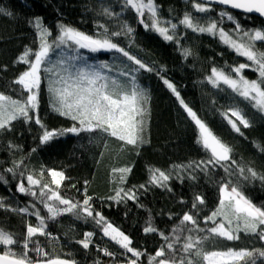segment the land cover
Returning <instances> with one entry per match:
<instances>
[{
    "label": "trees",
    "instance_id": "16d2710c",
    "mask_svg": "<svg viewBox=\"0 0 264 264\" xmlns=\"http://www.w3.org/2000/svg\"><path fill=\"white\" fill-rule=\"evenodd\" d=\"M194 2L201 3L197 0H155L161 20L178 24L176 35L179 43H176L164 40L151 29H145L134 11L128 10L118 18L102 15L105 0H0V7L12 13L10 16L0 14V67L7 66L6 71H0V92L5 95L20 98V86L12 81L27 65L13 62L26 46L33 50L38 48L37 32L30 23L35 17L42 18L43 24L51 29L53 36L57 33L56 25L61 22L94 35L101 31L97 27L98 23L106 25L110 31H115L119 30V24L127 21L134 32L131 36L116 37L114 42L153 69H141L135 73L137 83L149 97V114L144 132L146 142L141 145H126L117 138L98 131L68 133L42 144L40 126L34 121L25 122L22 118L13 121L10 130L0 131V174L7 181H0V197L4 198L6 206H27L30 212L33 211L31 204L35 203L41 215L46 218V231L51 233V237L38 235L34 239L50 254L74 259L77 264H96V261L100 264L125 262L124 255H121L123 250L103 236L92 218L77 219L72 214L65 213L55 220H47V211L43 204L30 195L17 192L16 185L21 179H24L27 186L26 176L32 174L40 178L42 170V182L49 183L53 189L57 186L51 184L48 169L64 172L67 178L58 188L63 198L82 202L85 195L92 197L90 203L94 212L102 213L108 221L131 238L132 247L145 252L140 257L139 264H148V256L154 255L165 244L158 233L143 231L147 226L146 222L150 220L159 232L171 238L173 228L180 225L185 212L192 210L193 197L199 194L205 203L192 211L198 213L197 219L201 228L211 227V223H204V217L217 207L219 185L222 181L230 180L238 184L254 204L264 205V181H244L235 171L236 165L232 166V175L226 174L220 166H210L207 173L195 169L194 166L187 167L192 162L206 161L210 154L197 143L196 125L164 80L173 83L185 103L224 143L232 147V158L237 165L252 167L257 173L264 175V151L256 146L259 144L264 147V113L253 108L227 85L221 83L219 87H214L207 79L214 67L230 72L231 68L249 62L223 44L218 35L193 32L178 23L185 12L191 13L202 25H206L209 20L219 23V14L222 11L232 14L244 29L264 28V21L249 14L207 4L210 11L199 13L193 8ZM116 3L117 0H111L108 5L112 11L118 13ZM220 26L226 31L235 28V24L226 17ZM256 48L264 51V43L257 42ZM184 49H188L191 54L185 57ZM81 52L88 57L89 63L107 62L112 65L109 75H118L125 66L138 67L119 53H93L83 49ZM52 59L55 60L56 56L53 55ZM242 74L249 80L259 77L254 68H245ZM119 78L127 79L123 76ZM229 108H239L249 120L250 127L241 126L243 136L231 128L223 115ZM39 115L49 129L68 128L75 123L52 110L46 79L41 85ZM10 144L15 147H10ZM21 160L23 164L15 170V177L13 173L5 171L14 167V161ZM180 165L185 167H177ZM121 168H131V172L125 174L126 179L123 182L120 180L121 173L113 172V169ZM156 168L171 176L167 188L149 183L150 169ZM190 174L196 179H190ZM140 185H145V188H140ZM120 188H134L137 199L119 202L109 199ZM29 223L35 226L38 223L36 216L0 208V228L12 233L14 239L23 240L26 225ZM85 232L95 233L92 237L93 243L88 249L76 242L83 239ZM187 235V231L181 233L182 238ZM192 235L202 236L206 233L193 232ZM182 242L183 239L181 244ZM181 244L176 247L179 249ZM97 246L106 247L116 255L106 256ZM204 247L206 250L264 249V241L255 235L242 232L239 240L210 239L205 241ZM12 250L20 252L22 247L14 245ZM29 255L34 260L37 259L34 252L30 251ZM179 255L177 252V256ZM130 256L131 253H128L127 258ZM257 264H262V261L258 259Z\"/></svg>",
    "mask_w": 264,
    "mask_h": 264
},
{
    "label": "snow or ice",
    "instance_id": "6c2138e0",
    "mask_svg": "<svg viewBox=\"0 0 264 264\" xmlns=\"http://www.w3.org/2000/svg\"><path fill=\"white\" fill-rule=\"evenodd\" d=\"M211 2V0H206ZM215 2L227 5L232 9L242 10L246 14H259L264 17V0H215ZM193 8L199 13H207L210 7L205 2L193 3ZM134 11L139 23L145 29H151L159 33L164 40L179 43L176 35L177 23L162 21L159 16V8L155 0H123L120 13L112 11L108 7L102 8L101 14L109 18H118L124 12ZM0 14L12 15L10 11L0 7ZM221 21L209 20L206 25L200 24L198 19L193 18L191 13L185 12L182 19L178 21L193 32L209 33L218 35L220 41L234 50L238 55L243 56L249 63H241L231 68L230 72L223 69L213 68L211 75L207 77L214 87H219L221 83L227 85L234 93L238 94L245 101H248L257 111L264 113V51L256 48L257 42L264 43V28L244 29L240 22L228 11H222ZM235 24V28L226 31L220 26L223 18ZM36 29L39 45L36 50L25 47L22 54L13 62L22 63L27 68L21 72L13 81V84L20 86V98H13L0 92V131L10 130L12 122L23 119L25 122L34 121L42 129L40 142L48 143L53 139L68 133L79 134L80 132H100L115 137L126 145L138 146L146 142L144 132L146 129V118L149 114V97L144 89L137 83L135 73L141 69L152 71L147 64L143 63L136 56L114 42V38L122 35L131 36L134 29L123 21L118 25L119 30L110 31L104 24H97L98 31L90 35L78 28L65 23L56 25L57 33L53 36L50 28L46 27L42 18L35 17L30 21ZM167 25V26H163ZM82 49L89 52L109 51L121 54L138 67H128L120 70L118 75H109L112 65L107 62L97 64L89 63L87 56L83 55ZM184 55H190L188 49H184ZM56 59L53 60L52 56ZM245 68H254L259 74L258 79L249 80L242 74ZM7 66L0 67V71H6ZM108 70V71H105ZM42 73L45 75L42 76ZM232 73L235 75L233 76ZM123 76L127 79L121 80ZM47 80V90L50 96V106L53 111L61 116L70 118L75 123L68 128L49 129L42 122L39 115L41 85ZM165 85L173 92L184 108L187 115L196 125L198 135L197 143L210 155L208 159L198 163L192 162L188 168L199 169L207 173L208 168L220 166L228 175H232V166L236 165L235 171L244 180L260 179L264 181V175L257 173L252 167L237 165L232 158L233 149L224 143L212 129L201 120L197 113L181 98L175 85L168 80H164ZM231 128L241 136L243 128L251 126L248 119L242 114L239 108H229L223 113ZM234 118V119H233ZM261 151L264 147L256 145ZM10 147H15L10 144ZM23 164V160L14 161V167L5 171L16 175V169ZM184 168V165L177 166ZM113 172L121 173L120 180L126 179L131 168L113 169ZM149 183L167 188V182L171 176L160 169H150ZM51 177V184L57 186L53 189L49 183H43L42 170L40 178L32 174L26 176L27 186L24 179L16 185L19 193L30 195L36 198L47 211V220H55L57 217L70 213L77 219L92 218L103 236L118 245L123 250L121 255L131 256L127 258L126 264H139L141 256L145 255L132 247L131 238L120 228L108 221L102 213L94 212L90 201L92 197L85 195L82 202H73L63 198L58 188L62 181L66 179L63 171L48 169ZM23 177L24 174L20 173ZM190 179H196L194 175H189ZM0 181L7 183L4 176L0 174ZM87 184V181H85ZM145 188V185H140ZM170 191V189H168ZM219 203L217 207L204 217V223H211V227L201 228L197 219L198 206L204 205V198L197 194L193 197L192 210L185 212L181 218L180 225L173 228L172 237L154 227L149 220L143 229L145 233H158L165 241L154 253L148 256V264H257L260 259L264 264V249H235L206 250L205 241L210 239H224L234 241L240 239V234L246 233L255 235L259 240L264 241V205L257 206L241 190L238 184L229 181H222L219 185ZM111 200L124 201L136 200V192L133 189H117L115 196L109 197ZM0 208L36 216L38 223L26 225V233L22 241L14 239L12 233L5 232L0 228V245L5 250L0 253V264H77L74 259L62 258L60 255L50 254L42 247L38 240L39 236L51 237L47 232L48 227L45 216L36 208L35 203L31 204L33 211L29 207L11 208L6 206L3 197H0ZM187 231L189 235L181 237V233ZM196 233H206V235H192ZM94 232H85L83 239L76 241L84 249H88L93 243ZM181 239L183 242L181 244ZM32 245L30 248L29 245ZM181 244L180 248L176 247ZM20 245L22 251L12 250V246ZM104 255L113 257L116 253L108 248H99ZM34 252L37 259H33L29 252ZM177 252L180 253L177 256ZM96 264H100L96 261Z\"/></svg>",
    "mask_w": 264,
    "mask_h": 264
},
{
    "label": "water",
    "instance_id": "95a60500",
    "mask_svg": "<svg viewBox=\"0 0 264 264\" xmlns=\"http://www.w3.org/2000/svg\"><path fill=\"white\" fill-rule=\"evenodd\" d=\"M197 1H199V2H205L207 5L219 6V7L224 8V9H228V10H232V11H235V12L244 13L242 10L232 9V8H230L227 5L219 4V3L215 2V0H211V2H206V0H197ZM244 14H246V13H244ZM249 15H252L254 17H258V18H260L261 20L264 21V17H261L259 14L252 13V14H249Z\"/></svg>",
    "mask_w": 264,
    "mask_h": 264
},
{
    "label": "rangeland",
    "instance_id": "374dc122",
    "mask_svg": "<svg viewBox=\"0 0 264 264\" xmlns=\"http://www.w3.org/2000/svg\"><path fill=\"white\" fill-rule=\"evenodd\" d=\"M111 0H105V5H104V7H108V8H110L109 7V2H110ZM117 7H118V13H120L121 12V8H122V4H123V0H117ZM83 50H87V49H83ZM101 52H103V50L101 51ZM105 52H107V51H105ZM5 250V248H4V246L3 245H0V250ZM123 260L125 261L124 263H118V264H126V262H127V256H124L123 257Z\"/></svg>",
    "mask_w": 264,
    "mask_h": 264
}]
</instances>
